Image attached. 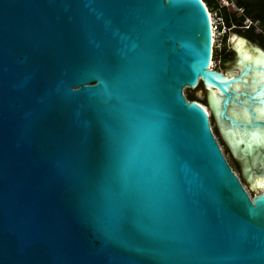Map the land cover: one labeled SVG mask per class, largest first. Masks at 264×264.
Returning <instances> with one entry per match:
<instances>
[{
	"label": "water",
	"instance_id": "water-1",
	"mask_svg": "<svg viewBox=\"0 0 264 264\" xmlns=\"http://www.w3.org/2000/svg\"><path fill=\"white\" fill-rule=\"evenodd\" d=\"M239 39L223 73L202 0H0V264H264V50Z\"/></svg>",
	"mask_w": 264,
	"mask_h": 264
},
{
	"label": "trees",
	"instance_id": "trees-1",
	"mask_svg": "<svg viewBox=\"0 0 264 264\" xmlns=\"http://www.w3.org/2000/svg\"><path fill=\"white\" fill-rule=\"evenodd\" d=\"M202 1L205 3L207 8L218 11V17L221 19L222 26H224L227 31H231L232 29H234V31L236 32H241L244 37L257 42L259 47L262 48L261 45H264V0H234V4L236 5V7L241 9L239 15L234 12H229L225 6H221L220 8H218V0ZM246 19L251 21L247 28L244 27V22ZM257 22L261 26L259 32H256L255 28L253 27ZM214 53L215 57L218 56L219 58H222V61H225L229 58L230 54L233 53V50L231 49L230 51H227L224 46L222 52L217 53L216 50H214ZM201 85V83H198L197 86ZM186 98L189 101H196L200 104L206 105V100H202L193 94H186ZM209 119L213 134L219 136L216 127L214 126V121L211 115L209 116ZM222 144L224 145L227 153L230 154L225 144L223 142ZM231 158L234 161L235 169L239 172L240 177V167L238 166L237 161L232 156Z\"/></svg>",
	"mask_w": 264,
	"mask_h": 264
},
{
	"label": "rangeland",
	"instance_id": "rangeland-1",
	"mask_svg": "<svg viewBox=\"0 0 264 264\" xmlns=\"http://www.w3.org/2000/svg\"><path fill=\"white\" fill-rule=\"evenodd\" d=\"M218 4H219L218 8H220L221 6H225L229 12H234L238 15L241 12V11H239L240 9L237 8L236 5L234 4V0H218ZM207 9L209 10V12L211 14L212 20H214V22H217V23L219 22V24H220V25H218V28L215 32L216 38H215L214 46H213L212 69L222 71L223 73L235 74L236 71L234 69H232L233 64H234V59H235L234 51H233V53L230 54L228 59H226L225 61H222V58H219L218 56L215 57L214 50H216L217 53L222 52L224 46H225L227 51H230L231 49L233 50V48L235 46V42L232 41L233 36H236L237 38H243L244 40H246L250 44H253L254 46H256L258 48H260V47H259L257 42L247 39L246 37H244L242 35L241 32H236V31H234V29H232L231 31H227V29L224 26H222L221 19L218 17V11L217 10H211L209 8H207ZM244 24H245V22H244ZM253 27L255 28L256 32H259L261 29V26L258 24V22L255 23V25ZM261 46L264 49V45H261ZM183 93L185 96H186V94H193L202 100H206L205 88L203 87V85L197 86L196 88H192V89L185 88V89H183ZM204 106L207 108L208 114L210 116L211 113L208 109L207 104ZM214 126H215V122H214ZM214 137H215L226 161L228 162V164L230 165L232 170L235 172V174L239 177V172L235 169L234 161L232 160L231 155L229 153H227L224 145L222 144V140H221L220 136H217L214 134ZM238 166L240 167V171H241V167H242L241 161L238 163ZM240 177L242 179L241 181H242V185H243L244 189L247 191V193L251 197H253L254 194L257 193V191L261 190V188L257 189L256 187H253V185L250 184V182H247V180H245L242 177V173H241Z\"/></svg>",
	"mask_w": 264,
	"mask_h": 264
},
{
	"label": "built area",
	"instance_id": "built-area-1",
	"mask_svg": "<svg viewBox=\"0 0 264 264\" xmlns=\"http://www.w3.org/2000/svg\"><path fill=\"white\" fill-rule=\"evenodd\" d=\"M239 11H241V9ZM250 23H251V21L246 19L245 20V28H247ZM218 25H220L219 22L217 23V22H214V20H212L211 29H212V31L214 33V35H213L214 36L213 37V46H214V41H215V38H216L215 32H216V30L218 28Z\"/></svg>",
	"mask_w": 264,
	"mask_h": 264
},
{
	"label": "bare ground",
	"instance_id": "bare-ground-1",
	"mask_svg": "<svg viewBox=\"0 0 264 264\" xmlns=\"http://www.w3.org/2000/svg\"><path fill=\"white\" fill-rule=\"evenodd\" d=\"M208 10V9H207ZM208 14H209V17H210V23L212 24V17H211V14H210V12H209V10H208ZM214 35V33H213V31H212V39H213V36ZM232 41L233 42H235V43H237V42H239V43H241V39H239V38H237L236 36H233L232 37ZM210 68L212 69V60H211V62H210ZM225 75V74H224ZM205 109H206V111L208 112V110H207V108L203 105V104H201ZM254 186H256V185H254ZM259 186H262V187H264V185H259Z\"/></svg>",
	"mask_w": 264,
	"mask_h": 264
}]
</instances>
